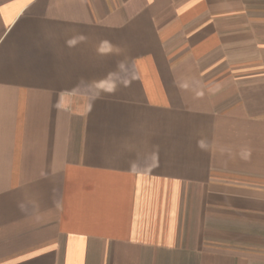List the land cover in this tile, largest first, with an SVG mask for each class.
I'll list each match as a JSON object with an SVG mask.
<instances>
[{
	"label": "crops",
	"instance_id": "obj_1",
	"mask_svg": "<svg viewBox=\"0 0 264 264\" xmlns=\"http://www.w3.org/2000/svg\"><path fill=\"white\" fill-rule=\"evenodd\" d=\"M0 264H264V0H0Z\"/></svg>",
	"mask_w": 264,
	"mask_h": 264
}]
</instances>
